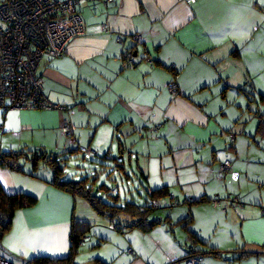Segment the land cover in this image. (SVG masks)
<instances>
[{
	"label": "crops",
	"instance_id": "1",
	"mask_svg": "<svg viewBox=\"0 0 264 264\" xmlns=\"http://www.w3.org/2000/svg\"><path fill=\"white\" fill-rule=\"evenodd\" d=\"M78 11L85 33L37 68L59 107L0 108V157L77 146L104 156L114 147L109 159L121 175L124 157L130 165L135 156L143 180L172 197H153L161 210L149 216L160 220L151 229L113 227L83 198L55 187L42 162H0L3 190L36 198L15 210L0 254L11 264L65 257L73 219L85 230L76 264H185L192 250L203 264H264V196L240 181L248 165L240 148L249 153L250 139L264 140V0H81ZM64 120L73 137L61 131ZM221 159L231 161L223 173Z\"/></svg>",
	"mask_w": 264,
	"mask_h": 264
},
{
	"label": "built area",
	"instance_id": "2",
	"mask_svg": "<svg viewBox=\"0 0 264 264\" xmlns=\"http://www.w3.org/2000/svg\"><path fill=\"white\" fill-rule=\"evenodd\" d=\"M111 2L112 0H106ZM193 1V0H188ZM81 0H0V108H46L59 107L43 92V79L37 74L41 60L63 55L69 43L85 33L83 19L77 10ZM107 31V23L101 25ZM136 40L140 35L135 34ZM122 43L121 36L115 37ZM126 63L133 65L132 52L125 53ZM169 93L176 94L177 85H167ZM158 126L154 127L156 132ZM62 132L73 136V128L64 120ZM230 161L219 165V172H226ZM232 206L239 202L233 198ZM217 205V201L213 202ZM158 207L157 201L152 202ZM0 264L11 262L0 255ZM185 264H203L197 257H188Z\"/></svg>",
	"mask_w": 264,
	"mask_h": 264
},
{
	"label": "trees",
	"instance_id": "3",
	"mask_svg": "<svg viewBox=\"0 0 264 264\" xmlns=\"http://www.w3.org/2000/svg\"><path fill=\"white\" fill-rule=\"evenodd\" d=\"M70 125L72 126L71 123ZM258 129L259 131L264 132L263 122H260ZM65 155V153H62L51 156L47 154L44 149H37L34 152H25L23 150L6 151L1 155L0 162L10 168H17L19 166L18 160L22 156L30 160L33 168H35L39 162H42L45 165V168H48L51 171V181L55 187L65 190L75 197L83 198L99 215L109 217L113 222V227L122 226L149 230L160 221L159 219L149 220L148 218L151 215V211L155 209V207L152 206V202L155 201L153 200V197L155 195L160 197L169 196L170 194H168L167 188L150 191L149 193L152 201L149 206L137 205L129 201H125L122 204L120 203L119 195H113L110 191L111 189L107 185L101 184L95 187L97 181L95 176L92 178H90L91 176H86L77 180L71 178L64 179L63 177L66 175L65 161L68 159L64 157ZM94 187L96 188V191L93 190L95 189ZM99 191H101L102 196L99 195ZM202 200H204V198H200L199 201ZM35 202L36 198L33 196L23 193L8 194L0 186V242L11 229V222L15 210L33 205ZM158 207H160V204ZM188 220L189 216L185 218V221ZM77 224L78 222H75L73 219L71 220V245L69 252L65 257H33L29 260L28 264H76L74 259L78 253L79 239L84 235L85 231L82 229L78 232L76 228ZM192 235L194 234L192 233ZM194 255H196V251H189V254L185 259L188 257H196Z\"/></svg>",
	"mask_w": 264,
	"mask_h": 264
},
{
	"label": "rangeland",
	"instance_id": "4",
	"mask_svg": "<svg viewBox=\"0 0 264 264\" xmlns=\"http://www.w3.org/2000/svg\"><path fill=\"white\" fill-rule=\"evenodd\" d=\"M232 134V133H231ZM255 138L254 140L250 139V152L246 150L245 147L240 148V152L243 154H248L245 158L248 162V165L243 168V175L241 178V183L247 186L251 195L258 197L264 196V140L259 141ZM258 142V143H256ZM259 145V146H258ZM225 148V147H224ZM113 151L114 147L112 148ZM76 152H68L64 157L68 158L66 162V175L63 177L64 179H80L86 176L93 177L94 173L101 174L99 179L96 181L95 187L105 184L107 185L113 193V195H119L120 203H124L125 201L133 202L137 205L149 206L152 201L150 196V191L154 188L150 186V183L145 182L143 180L142 175L137 169L134 163V157L132 158L131 164L128 165L126 156L124 157V161L126 162V169L123 172L124 174H128L129 178L125 179L123 175H121L114 167L113 160L109 159L110 156L117 157V155L113 151H109V154L105 153L104 156L101 154H88L87 147L77 146ZM105 158V159H104ZM230 161L229 159H225ZM225 160H220L223 163ZM257 161L259 163H257ZM220 163V164H221ZM231 163V161H230ZM219 164V165H220ZM101 168V169H100ZM219 167L217 166V169ZM104 169L102 173L101 170ZM259 171V172H258ZM258 172V175L256 174ZM259 181V182H258ZM94 187V188H95ZM96 191V188L93 189ZM258 190V193L256 192ZM95 193V192H94ZM100 196H102L101 191L98 192ZM97 193V194H98ZM233 199V198H232ZM163 198H158V201L162 202ZM231 200V199H230ZM90 209H93L90 207ZM160 209H153L151 214L160 211ZM95 211V210H93ZM96 212V211H95Z\"/></svg>",
	"mask_w": 264,
	"mask_h": 264
},
{
	"label": "water",
	"instance_id": "5",
	"mask_svg": "<svg viewBox=\"0 0 264 264\" xmlns=\"http://www.w3.org/2000/svg\"><path fill=\"white\" fill-rule=\"evenodd\" d=\"M170 196H172V195L170 194Z\"/></svg>",
	"mask_w": 264,
	"mask_h": 264
}]
</instances>
